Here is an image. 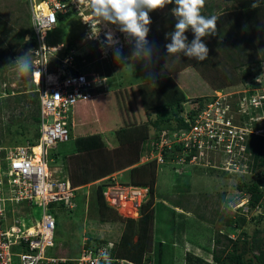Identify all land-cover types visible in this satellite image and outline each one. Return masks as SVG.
<instances>
[{
  "label": "rangeland",
  "instance_id": "rangeland-1",
  "mask_svg": "<svg viewBox=\"0 0 264 264\" xmlns=\"http://www.w3.org/2000/svg\"><path fill=\"white\" fill-rule=\"evenodd\" d=\"M174 7L175 4L173 3L163 9L149 13L152 23L149 26L150 31L147 36L148 45L146 47L153 49V67L157 73L155 84L160 82L164 90L171 91L172 87L169 86L171 81L170 85H174L173 88L181 89L184 95L189 97L184 103V105H188L189 101L194 100L193 97L212 93L213 90L219 89L216 87L217 85L229 78L239 77L243 70L252 67L256 69L257 65L251 64L247 66L248 68L241 67L232 70L231 65L220 53L216 55L217 57L209 56L211 67H202L198 71L196 65L192 63L195 59H189L181 53L167 54L165 45L171 43V40L170 38L166 39V36L163 39L159 38L160 35H164L168 31L167 29L161 30L159 26L166 17H172L177 22L172 13ZM73 8L75 9L62 18L56 28L48 33L44 39L46 51L43 53L45 57L43 62L47 66L48 73L53 75L57 68L67 69L69 67L70 69L74 67L86 71L89 76L99 74L107 77L110 87L108 91L105 90L104 95L74 108L75 115L72 114L74 127L71 133L75 137L95 136L96 141L99 137L98 142H102V147L100 149L97 148L98 145L94 146V150L86 154L77 151L76 153L80 154L75 155L72 161L67 160L68 168L65 167L66 163L61 162V160L54 159L49 163L50 169L58 168L60 175L65 174L69 177L71 172H78L79 170H85L92 174L96 173L103 167L104 161L106 162L109 158L114 161L122 156H127V153L133 154V147L130 145L131 148H129L128 144H120L116 140L114 132L118 128L132 126L135 131L132 130L130 133L136 143L142 130H145L146 135H148L154 129L153 123L157 121L158 117L157 108H160L165 102L163 96H161V101L160 99L151 101V98L145 99L144 97L142 87L146 84H152L149 77L151 69H145L144 61L133 56L134 39L120 32L117 25L109 24L102 18L94 16L89 0L74 2ZM236 8L237 4L233 0H206L202 14L216 16L217 27H220L228 24L232 19L229 14ZM227 16L229 17L226 18ZM22 29L28 30L27 37H30V42H33L29 46L23 42L27 47L25 49H22V46L19 47L13 39H16V35ZM106 33H112L114 38L119 41L118 46L121 47L123 56L128 58L126 63L116 61L112 47L102 44L106 39ZM54 47L58 50L53 51ZM34 49L35 41L31 31L29 6L26 0H0V52L4 50V55L0 57V139H3L0 141L1 145H11L9 144L11 141L8 132H14L16 129L21 131L24 126L32 125L30 126L32 136L35 133L31 119L26 120L24 114L25 112L28 114L34 112L35 106L23 102V98H27L28 101L34 99L35 94L28 91L29 86H31L26 82L28 77L20 72L16 65L17 57L26 53L34 65L35 58L32 53ZM263 54L264 44L250 49V58ZM65 61L66 63H64ZM7 65L9 68L6 67ZM34 68L35 66L33 70ZM30 74L32 75V73ZM39 76L37 74L36 78L39 79ZM167 81H169L168 85ZM238 84L243 85L236 83L234 89L240 86ZM224 87L226 85L222 86V88ZM5 90H10L12 93L6 94ZM151 90H155V86H148L144 89L147 94ZM15 96L22 97L18 105L13 100ZM146 101L151 102V107L145 106ZM140 123L143 124L142 127H138ZM27 136H22L19 142H24ZM72 150L74 148L70 141L64 146L58 147L54 152L56 155L58 152L63 155L72 152ZM216 155L205 157L204 160L196 158L195 164L177 165L176 163L175 166H157L153 163L115 177L116 181L138 186L150 184L147 177L145 178L148 169H151L154 175L153 184L149 185L151 187L149 198L154 199L152 202L158 211L155 213L152 227L151 255L152 257L155 256L151 260L152 262L146 264H215L212 261L215 234L217 232L226 234L232 239H237L240 236L241 228H236L234 224L227 226L226 222L227 216L236 218L245 214L247 210L244 205L247 197L238 193L234 179H238L236 176H242L239 177L241 180L249 182L255 180V176L245 168L238 171H236L238 168H234L235 178H228L214 170L209 171L210 168H214L212 166H218L220 161L230 159L222 157V153ZM209 158L212 161V166L206 163ZM216 169L218 168L216 167ZM230 173L232 172L230 171ZM141 178H143V182L139 180ZM180 178H182V183H180ZM166 203L179 205L184 212H189L190 214L187 215L193 218L192 220L197 219L195 221L200 225L201 233H204V236L190 235L189 224L186 225L185 222H182L184 217L174 218L171 207ZM162 205L169 207L164 209ZM15 208L13 214L19 217L17 205ZM57 209L59 206L54 205L52 211L56 210L59 215V227L55 231L54 246L47 250V256L65 259L77 258L81 254L84 239L93 244L97 241H103L107 245L112 244L114 246L119 242L126 228L133 226L134 230L137 229V223L100 222L92 188L81 190L78 196L72 200L70 207L63 211ZM26 211L25 215L29 213L28 210ZM131 211L133 213V210ZM31 213L35 219L39 218L37 207L32 209ZM118 214L124 219L130 218L135 222L139 219L134 213L133 216H127L119 210ZM199 216L203 217L205 222L200 221ZM246 216L249 219L250 214L248 213ZM9 217L11 218V214ZM243 229L251 235L255 226L250 224L244 226ZM180 230L183 233L182 237H178ZM186 233L189 236H185ZM185 239H189L190 244H185L183 242ZM119 264L131 263L121 261Z\"/></svg>",
  "mask_w": 264,
  "mask_h": 264
},
{
  "label": "built area",
  "instance_id": "built-area-1",
  "mask_svg": "<svg viewBox=\"0 0 264 264\" xmlns=\"http://www.w3.org/2000/svg\"><path fill=\"white\" fill-rule=\"evenodd\" d=\"M77 1L26 0L35 41L34 66L40 74L39 83L32 80L40 104L39 136L34 146L40 151L39 159L35 160L34 146L28 141L14 147L0 144V264H100L111 261L112 244L97 248L95 253L92 247L82 248L81 254L73 259L47 256V250L54 246L56 233L55 216L49 206L64 203L70 207L81 190L102 181L106 203L123 215L131 216L129 212L133 210L138 218L141 205L149 196L147 186L116 181L118 172L96 182L74 186L67 176L60 175L58 168H49L54 151L71 139L74 108L105 94L110 87L107 77L89 76L86 71L74 67L57 68L50 75L43 62L44 39L59 24V16L65 17L74 10L73 4ZM242 84H238L237 89L231 85L214 90L199 108L194 101H189L188 105L183 103L187 109L182 111V118L187 126L174 132L154 129L146 141L148 151L141 153L140 163L187 165L195 164L196 158L204 160L222 153V157L230 159L212 166L209 158L207 165L233 174L236 173L234 168H238L236 171L245 168L251 173L248 169L252 164L248 163L251 152L246 144L255 137L264 139V66ZM191 108L195 110L192 114ZM16 205L19 217L13 214ZM23 207L30 214L25 215ZM35 207L39 209L38 219L31 213ZM83 241L82 245H85L87 240ZM104 252L108 253L106 259L102 255Z\"/></svg>",
  "mask_w": 264,
  "mask_h": 264
},
{
  "label": "trees",
  "instance_id": "trees-1",
  "mask_svg": "<svg viewBox=\"0 0 264 264\" xmlns=\"http://www.w3.org/2000/svg\"><path fill=\"white\" fill-rule=\"evenodd\" d=\"M237 4V8L233 10L229 15L232 19L228 22V24L224 26L217 27V35L210 36L206 38H202L203 41L206 43L209 49V56L213 55L216 56L220 53L223 55L222 57L227 60V63L231 65L232 70L240 69L241 67H247L248 65L255 64L256 69L249 68L247 70H243L239 77L237 78H229L227 81L223 82L220 85H217V88H222V86H231L235 85L236 83H245L251 76H253L255 70H260L261 65H264V54L253 56L250 58V49H254L259 45L264 44V3H260L257 7L253 8L252 4L254 0H233ZM68 15V14H67ZM66 15V16H67ZM65 16V17H66ZM227 16L226 18H228ZM64 17L59 16V22ZM58 22V23H59ZM175 20L172 17L164 18V21L160 24L159 28L161 30L167 29V33H171L175 30ZM27 29H22L16 35V39L13 38L19 47L25 49V44L27 46L32 45L33 42H28L23 44L24 37L28 35ZM166 34L160 35L159 38L163 39ZM185 35L188 37L189 43L192 39H194V34L191 30L186 31ZM228 36V37H226ZM27 48V47H26ZM214 52V53H213ZM4 55V50H1L0 57ZM217 57V56H216ZM194 65H196V69L200 71L202 67L209 68L211 67V59L208 57L207 60L198 62L192 61ZM9 68V66H6ZM248 68V67H247ZM254 69V70H252ZM31 74L29 75V79ZM240 79V80H238ZM170 81V80H169ZM167 81V85L169 83ZM171 83V81H170ZM172 87L171 91L168 89L164 90L163 86L160 85V82L154 84H146L143 88V93L145 99L151 98L150 100L155 101L156 99L161 101V96L165 98L164 105L157 108V121L153 123L154 127L157 129H167L169 132H174L181 127L187 126L185 124L184 119L182 118V111L187 109V106H183L185 100L189 98L188 96L184 95L181 89L173 88L174 85H170ZM31 86H29L30 93L35 94V98L31 100H27V98H23L24 104H30L35 106L34 112H25L26 120L31 119L33 124V131L35 132L32 136L30 131V126L27 125L21 128V131L16 129L14 132H8L9 135V146L7 147H14L25 145L28 141L30 146H34L35 142L39 136V122H40V104H39V97L38 93L36 92V87L34 83L31 81ZM148 86H155V90H151L148 94L144 91ZM6 94H11L10 90H5ZM212 93L204 96H197L193 97V101L195 104L198 103V108L201 106V103L206 100ZM25 95V94H23ZM158 95V96H156ZM22 97L15 96L13 98L16 105H18L22 99ZM155 98V99H154ZM192 98V97H190ZM163 100V99H162ZM150 101H146L145 106H150ZM163 103V101H162ZM170 110H169V109ZM191 114L195 112L193 108H191ZM31 113V114H30ZM137 126L139 124H136ZM143 124L140 123L138 127H142ZM145 126V125H144ZM10 127V126H9ZM20 127V126H19ZM28 127V128H27ZM134 127L127 126L118 128L114 132L116 140L122 144H128L133 147V154H128L125 157L117 158L116 160H112L109 158L106 162L104 161L103 167H101L96 173H88L85 170H79L78 172H71L70 177L66 175L72 185L79 186L85 185L97 180L102 179L103 177L114 173L125 170L130 168L126 172H132L135 169L140 167H144L149 164H153V162L143 163L137 165L141 161V153L143 151V145L148 139V135H146L145 130H142V133L139 134L138 140L134 141L133 136L130 132ZM135 131V130H133ZM13 135V136H12ZM19 135V136H18ZM27 135H30L29 137ZM18 136V137H17ZM22 136H27L24 142H19V139ZM72 138L67 142H72V146L74 150L72 152H67V154L61 155L60 152L55 153L54 159L61 160V162L66 163L65 167H67V160L72 161L75 158V155L80 153L78 152H85L91 153L94 149V146L97 148L102 147V142L98 140L99 137L96 138L95 136L90 137H75ZM3 139H0L2 141ZM98 142V143H97ZM133 143H135L133 145ZM66 144V143H64ZM62 144L60 147L64 146ZM247 149L251 152V155L248 157V163L252 162V164L248 169L251 171L252 174L255 176V180H251L246 182L241 180L242 176H236L235 174H231L227 171H224L220 168H210L209 171H215L219 174L226 175L228 178H238L234 179L236 182L235 188L237 189L238 193L241 196L247 197V204H246V213L240 216L229 217L227 216L226 222L227 226H231L234 224L236 228H241L240 236L237 239H232L226 234H220L217 232L213 238V250H212V261L215 264H264V139L261 137H255L250 140L246 144ZM58 149V148H57ZM181 151V149L179 150ZM74 153V154H71ZM68 154H71L68 156ZM125 155V153H124ZM60 157V158H58ZM189 159V157H187ZM53 159V160H54ZM251 160V161H249ZM136 165V166H135ZM155 165V162H154ZM124 172V173H126ZM65 175V174H64ZM138 177V176H137ZM147 181L150 183L151 186L154 181V175L151 169L146 171ZM143 182V178L139 179ZM149 185H138V186H147L149 188V196L146 201L141 205L139 210V219L137 222L130 218L124 219L117 211L111 208L105 201L103 197V187L104 183H101L96 186H92L93 188V197L95 200V204L97 205V215L100 222H119L125 221L126 223H137V229H133V226H129L125 229V232L122 234L119 242H117L114 246L112 245V249L110 251V256L112 258L111 261L101 262L100 264H119L121 261H125L131 264H146L150 262L153 257L151 255V247L153 245V223L155 220V213L156 210L154 209V202L151 200L150 191L151 187ZM80 193V192H79ZM55 204H51L49 207L52 211V208ZM56 206V205H55ZM67 206L64 203H61L59 209L57 210H64ZM52 213L55 216L56 220V230L59 227L58 218L59 215L56 213V210H53ZM250 214L249 219H247V214ZM200 221H204V218L199 216ZM254 224L255 229L251 235H249L246 230H244V226ZM217 231V230H216ZM136 239V240H134ZM83 243V241H82ZM161 245V243H158ZM107 243L97 241L95 244L91 243L90 241H86L85 245H82V248H90L92 247L93 252L95 253L97 248L99 247H106ZM250 258H247V256ZM199 260V259H198ZM152 262V261H151ZM66 264H74L73 262H67Z\"/></svg>",
  "mask_w": 264,
  "mask_h": 264
},
{
  "label": "clouds",
  "instance_id": "clouds-1",
  "mask_svg": "<svg viewBox=\"0 0 264 264\" xmlns=\"http://www.w3.org/2000/svg\"><path fill=\"white\" fill-rule=\"evenodd\" d=\"M79 2L80 0H78ZM173 3L175 7L172 9V13L177 22L175 24V30L166 34V39L170 38L171 40V43L165 45L167 54L181 53L189 59H195L198 62L207 60L209 57V49L202 38L217 35V17L202 14L206 0H89L90 8L94 16L102 18L109 24L117 25L120 32L134 39L133 56L144 61L145 69H151L149 71V77L151 78L152 84H155V76L157 73L153 67V49L146 47L148 45L147 36L150 31L149 26L152 23L149 13L157 9H163L165 6ZM260 3H264V0H254L252 7L255 8ZM189 29L194 34V39L190 43L188 37L185 35ZM30 39V37H24L25 43L30 42ZM102 44L112 47L113 56L116 61L120 63L127 62L128 58L123 56L122 49L118 46L119 41L114 38L112 33H106V39ZM16 65L18 70L28 77L26 82L30 84L31 79H29V75L32 73V78L34 74V65L30 56L26 53L23 56L17 57ZM154 129L157 128L154 127ZM154 129L150 131L148 139ZM72 138H74L73 134ZM144 150L148 151L146 142L143 145ZM139 164L143 163H137V165ZM155 165L157 164L155 163ZM129 169L119 171L118 174L120 175ZM63 176L65 175L63 174ZM99 182L100 184L104 183L102 181ZM246 204L247 199L244 204L245 207ZM102 255L106 259L108 253L104 252Z\"/></svg>",
  "mask_w": 264,
  "mask_h": 264
},
{
  "label": "crops",
  "instance_id": "crops-1",
  "mask_svg": "<svg viewBox=\"0 0 264 264\" xmlns=\"http://www.w3.org/2000/svg\"><path fill=\"white\" fill-rule=\"evenodd\" d=\"M182 178H180V183H182L183 181L181 180ZM157 201V200H156ZM167 204V203H166ZM167 205H169L170 207H171V211H173V216H174V218H180V217H184L183 218V223L184 224H186L187 225V223L189 224V228L191 229V232H190V235H200V236H204V233H201V230H200V225L195 221V220H197V219H194V220H192L193 218H190L189 217V215H187V214H190L189 212H184L183 211V208L181 207V206H179V205H171V204H167ZM168 206V207H169ZM162 207H164V209L166 208V209H168V207H166V206H164V205H162ZM154 209L156 210V206L154 205ZM170 209V208H169ZM156 212H158L157 210H156ZM187 216H186V215ZM206 231H207V229H208V227H207V225H206ZM193 231V232H192ZM180 233V234H179ZM169 234V233H168ZM182 235H183V233H181V230L178 232V237H182ZM185 236H189L187 233H186V235ZM183 242L185 243V244H190V240L189 239H185V240H183Z\"/></svg>",
  "mask_w": 264,
  "mask_h": 264
},
{
  "label": "bare ground",
  "instance_id": "bare-ground-1",
  "mask_svg": "<svg viewBox=\"0 0 264 264\" xmlns=\"http://www.w3.org/2000/svg\"><path fill=\"white\" fill-rule=\"evenodd\" d=\"M53 51H56V50H58V48H56V47H54L53 49H52ZM33 76H34V80L36 81V83H39L40 82V76H39V71H38V68H34V70H33ZM38 74V76H39V79H37L36 78V75ZM32 76V77H33ZM40 151V148L38 147V146H34V156H35V160H38L39 159V156L37 155L38 154V152ZM130 213V215H132L133 216V213L132 212H129Z\"/></svg>",
  "mask_w": 264,
  "mask_h": 264
}]
</instances>
